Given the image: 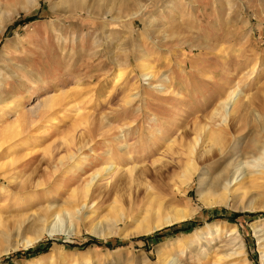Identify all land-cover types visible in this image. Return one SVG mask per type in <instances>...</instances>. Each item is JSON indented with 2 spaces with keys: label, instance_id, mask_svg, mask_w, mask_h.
<instances>
[{
  "label": "rangeland",
  "instance_id": "374dc122",
  "mask_svg": "<svg viewBox=\"0 0 264 264\" xmlns=\"http://www.w3.org/2000/svg\"><path fill=\"white\" fill-rule=\"evenodd\" d=\"M1 1L12 4L0 13V62L44 79L18 96L32 122L0 149V264H264V0H176L182 21L171 10L159 23L150 3L148 27L60 0ZM233 90L224 122L220 102ZM42 99L53 103L46 113ZM203 124L223 136L196 156L188 146ZM96 170L86 204L67 201ZM158 203L190 216L141 233L159 220ZM48 204L63 209L39 220Z\"/></svg>",
  "mask_w": 264,
  "mask_h": 264
},
{
  "label": "bare ground",
  "instance_id": "6f19581e",
  "mask_svg": "<svg viewBox=\"0 0 264 264\" xmlns=\"http://www.w3.org/2000/svg\"><path fill=\"white\" fill-rule=\"evenodd\" d=\"M19 1L20 0H17V2H19ZM22 1L26 2V4H28L29 8H30V6L33 7V6L37 5V0H21V2ZM60 1L67 3L68 6H70L68 8H71V9L73 7L76 8L77 6L80 5L82 7V10L86 11L87 14L88 13H95V14H97V15L99 14L100 16L103 17L102 14H106L107 15L108 13H114V14H116V16H114V19L116 21H119V22L125 21L127 19H129L131 21L134 18L135 19H140L141 22L143 23L144 27H146L148 25L147 24L148 18H146V17L149 14L148 12H150V10L147 11L150 8V6H152L151 10L156 9V14L153 15V18H154L155 22L157 21V23H159L161 21V19L163 18L164 15H168L171 12V10L173 11L172 12L173 14H171L172 18H173V15L176 14L175 18L178 20V22H181L182 21V17H183V10L182 11H178L177 6H175V4H172V2H175L176 0H60ZM160 2H162V5H160ZM230 2H231L230 0H227V4H229ZM94 3H96L97 6H99V9L97 10L98 12L97 11L93 12V10H92V5ZM150 3H153V4L149 6ZM186 3H187V1H186ZM11 4H12V2H10V1H8V2L7 1L6 2L3 1L2 2L0 0V13L3 12V8H5L6 6L11 5ZM26 4H24V5L26 6ZM54 4H55V2H54ZM18 5H20V4L18 3ZM64 5H62V6H64ZM188 5L190 6V1H189ZM21 7H22V5H21ZM23 8H25V7L23 6ZM61 8H63V7H61ZM79 9H81V8H79ZM18 10H20V9H18ZM122 13H124V14H122ZM149 17H150V15H149ZM190 18H192V14H190ZM9 19H7V20H9ZM5 22H3V23L1 22L0 23V28H3ZM197 40H198V38H197ZM194 42H196V40ZM194 42H190L189 45L193 46L194 48H198L200 50H208L210 48L209 43L208 44H202V43H194ZM204 42H206V40L203 41V43ZM128 46L129 45L126 43V41L123 42V44L119 47V51H120L121 54L124 53L125 57L129 58L130 51H132L133 48L131 46H129V47ZM142 51H143V53L138 55V60H140L141 57H144L147 54V52L145 50L142 49ZM2 56H4V55H2ZM5 57H6V55H5ZM141 67H142V69L147 70L146 69L147 68L146 65H143ZM148 74H150L149 77H151V78H153L155 76L153 74V72H148V73L145 72V73H143V75H148ZM43 79L44 78L41 76L40 72H36V71L32 70V68L28 67L24 63L20 64L18 62H14V61L11 60V58H6V59L2 60V62H0V122H2V125L0 126V149L3 148V146L5 144H7V142H9L10 140H12L15 137H17L20 134V132L25 127H27L29 125V123L32 122L31 119L28 118L27 113L20 111L22 105H21V101L19 100L18 96L21 95L22 92H29L30 89L34 86L33 83H39V82L43 83ZM235 94L236 93L234 92V90L231 91V93L228 94L227 98L224 99L222 102H220L221 104L219 103L220 107H221L220 111L222 110V112H223L222 114L224 115V118L222 119V121H224V122H225V119L227 118V116L230 114V111H229V108L231 107L230 106V102L233 101V102L238 104L239 99H236L237 95H235ZM48 99H47V101H43V99L41 100V101H43L42 102V106L40 108L41 109L40 111L42 113L48 112L53 106L52 101L51 100L49 101ZM56 102H59V100L56 101ZM218 110L219 109L215 106V110H214L213 113L220 114L218 112ZM234 110H236V109H234ZM7 111H12L13 113H17V112H19V113L16 114L15 119H13L11 121H7V118H6V121H5L4 120V118H5L4 114H6ZM198 127H199L198 130L200 131V133H196L192 144L188 146L189 147L188 148L189 149L188 152L190 154H193L194 149L196 148L195 151H196V156H197V147H196V145L198 144V147H200V144H201L202 147H203V152L205 154H209L211 152L212 148H213L212 146L214 144H218L219 143V140L221 139L223 134L221 133L222 134V136H221L220 133H216V132L214 133L213 131H210L209 130V126L207 127L206 124L199 125ZM209 131H210V133H209ZM202 132L203 133H206V132L209 133V138H210V142L209 143L203 141L202 136H201ZM199 139H201L200 143H198ZM6 155L8 157V154H6ZM108 165H109L108 167L104 166V169L102 168V170L106 171L108 174H109V172L110 173L116 172L115 170L117 168V165H116V162L113 159ZM195 169H196V166H195V164H193V161H192V163H188L187 162V164L185 166V169H184L185 173H184V179H183V182H185V184H188L189 181L192 180V178L194 176V170ZM102 170H96L95 172L92 173V175L90 176V179H88V181H86L83 185L76 186V188H74L71 191V193L69 194V199L67 201H69V202L73 201L72 204H74V206L76 205V203H78L80 205H85L86 204L85 200H86V198H88L89 192H90L91 187H92L93 179L97 175H100ZM117 171H118V169H117ZM232 171L233 172L231 173V175L233 173L234 174L238 173L237 176L235 175V180L237 179L236 177L240 176L243 173L242 171L241 172L238 171L237 168H236V170L233 169ZM263 173H264V171L262 169L260 174H263ZM244 176L245 175H243V178H241V179H244L245 178ZM233 180L234 179H232V181ZM230 184H231V181H230V176H229V179L224 184L225 185V189H227ZM202 201L204 203H206L207 205L211 204V202L209 200H207L206 198H203V197H202ZM251 203L249 205H247L248 208L252 209V208H260L261 207L260 205H255V204L253 205V203L252 204ZM58 207L59 206H55L53 204H48L46 206H43L41 216L40 217L38 216L39 220H42V221L44 220L46 222H49L50 219L53 220L55 217L58 218V214L63 209V208L61 209L60 207L59 208ZM152 209H149V210L151 211ZM155 209H156L155 213L157 214L156 218H157V220L158 219L159 220L157 222L153 221V222H156V223L153 224V225L150 224L151 226H147V223H145L146 224L144 226L145 228H143V229L141 228V230H140L141 233L150 232V231L155 230V229H160L164 224L165 225H167V224L169 225V224H172L174 222L177 223L178 221H180V219H183V218L185 219L186 217L190 216L189 215L190 212H188V211L166 208V206H163L162 204H159V203H158V205H157V207ZM149 210H148V212H149ZM154 216H155V214H154ZM152 218H153V220H156V219H154L153 216H152ZM151 222H152V220H151ZM253 227H254V225H253ZM51 231H55V230L51 229ZM256 232H259V230H256ZM232 241L233 240H231V242ZM261 241H264L263 237L261 238ZM27 242H31V240H28ZM237 248L242 249L241 243H239V246L236 247V249ZM262 258L264 259V253L262 255ZM162 261H163L162 262L163 264H176V262H177L176 257H174V256H169L168 258H163Z\"/></svg>",
  "mask_w": 264,
  "mask_h": 264
},
{
  "label": "trees",
  "instance_id": "16d2710c",
  "mask_svg": "<svg viewBox=\"0 0 264 264\" xmlns=\"http://www.w3.org/2000/svg\"><path fill=\"white\" fill-rule=\"evenodd\" d=\"M177 226V225H176ZM93 241H91V242H95V243H97V244H103V242H100L99 240H97V239H92Z\"/></svg>",
  "mask_w": 264,
  "mask_h": 264
}]
</instances>
